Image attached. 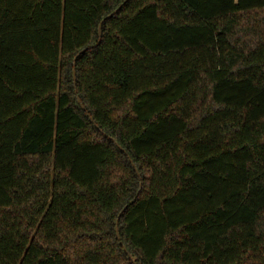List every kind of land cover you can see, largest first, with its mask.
Listing matches in <instances>:
<instances>
[{
    "label": "trees",
    "instance_id": "16d2710c",
    "mask_svg": "<svg viewBox=\"0 0 264 264\" xmlns=\"http://www.w3.org/2000/svg\"><path fill=\"white\" fill-rule=\"evenodd\" d=\"M0 264H264V0H0Z\"/></svg>",
    "mask_w": 264,
    "mask_h": 264
},
{
    "label": "water",
    "instance_id": "95a60500",
    "mask_svg": "<svg viewBox=\"0 0 264 264\" xmlns=\"http://www.w3.org/2000/svg\"><path fill=\"white\" fill-rule=\"evenodd\" d=\"M122 7V5L121 6H119V8H121ZM118 8V9H119ZM117 9V10H118ZM117 10H115L113 13H111L108 17H110V16H112ZM106 18H104L101 22H100V25H99V34H100V38H102V36H103V30H102V26H103V22H104V20H105ZM101 41V40H100ZM99 41V42H100ZM74 75H76V70L74 71ZM75 79H76V76H75ZM79 101H81L80 99H79ZM92 120H93V118H92ZM134 164V163H133ZM128 206V205H127ZM127 206L124 208V209H126L127 208ZM119 221V220H118ZM117 235H118V237L120 238L121 237V235H120V231H119V225H118V223H117ZM121 244L122 245H124V243H123V241H121ZM124 248H125V250H127V248L124 246ZM132 258V257H131ZM133 261H135L134 259H133Z\"/></svg>",
    "mask_w": 264,
    "mask_h": 264
}]
</instances>
